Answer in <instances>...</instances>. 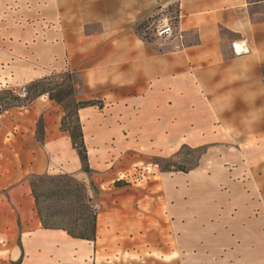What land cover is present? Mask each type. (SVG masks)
Returning <instances> with one entry per match:
<instances>
[{
    "label": "crops",
    "instance_id": "obj_1",
    "mask_svg": "<svg viewBox=\"0 0 264 264\" xmlns=\"http://www.w3.org/2000/svg\"><path fill=\"white\" fill-rule=\"evenodd\" d=\"M51 1L45 16L62 30L57 41L46 31V72L32 54L14 51L6 62L5 52L0 91L54 70L73 74L76 101L102 104L79 111L90 172L61 128L62 106L47 95L3 111L0 264H98L99 256L109 264H264V0ZM171 9L174 37L138 34L153 12ZM10 42L0 45L32 49V41ZM182 146L205 148L202 164L162 173L154 210L112 209L106 230L108 216L99 215L95 242L43 227L34 177L70 175L89 195L139 201L133 187L114 184ZM106 231L121 242L100 244Z\"/></svg>",
    "mask_w": 264,
    "mask_h": 264
},
{
    "label": "rangeland",
    "instance_id": "obj_2",
    "mask_svg": "<svg viewBox=\"0 0 264 264\" xmlns=\"http://www.w3.org/2000/svg\"><path fill=\"white\" fill-rule=\"evenodd\" d=\"M51 0H0V12L6 11V16H2V13H0V24L2 25L0 27V44H2L3 41H6V44L11 43L10 41L18 40L24 42L32 41V49L25 48L23 45L19 47L18 49H13L11 46L9 48L1 47L0 45V57L3 56V54L6 52V62L9 61V58L12 56V52L16 51L18 54L17 56L21 55V59H24L28 57L30 54H32V61L33 64L39 66L42 69V72H46V47H45V41H46V31L52 30V18L47 17L46 12L48 10L49 13H51ZM20 10L22 11L21 16H13L9 15L8 12L11 13L13 10ZM176 15L174 13V10L171 9L170 11H164L157 13L156 11L153 12L148 18H146L141 24L137 25V32L138 34L143 37L144 39H156L157 34V26L159 22L165 18H168V20L171 22L172 26H176V19L174 18ZM20 20L21 22V29L16 28V32L13 25V20ZM54 19V29L52 30L53 33L48 34V36L52 37L53 40L57 41L60 39L61 36V24L60 19L57 20V18ZM18 22V21H17ZM3 23H6V25H3ZM21 30V31H20ZM175 31V30H174ZM14 34H16V38H14ZM53 34V35H52ZM3 40V41H2ZM34 40V41H33ZM35 57L38 58V63L35 62ZM67 71H57L54 70V72L48 76L45 77L47 80L43 83L44 88L48 89H55L56 91L53 92V94H57V91L61 89H68L69 87V81L67 78ZM9 75V73L7 72ZM31 86V83L27 84L26 86H15L13 90L16 91H22L23 88H29ZM75 86V84H74ZM10 89H4L3 91H0V105L8 106L10 104L15 105V102L11 100V97H8L5 93V91ZM67 91V90H66ZM71 99L70 97H65L63 99V106L64 110V116H65V123L66 127L69 129H73L77 127L78 120H77V114L74 107H70ZM7 104V105H6ZM66 107V108H65ZM2 108L0 107V110ZM42 130V123L39 124V131ZM40 137V133H39ZM205 152V148L203 149H197L193 150V148H190L189 146H182V148L170 155L169 157H154L151 159L152 165L147 166L145 164H141L140 167L135 168V170L132 171V173L126 178L124 176L125 180L121 182H116L114 185L117 188H123V187H133L136 193L144 195V198H142L139 201H136L135 198L128 201V203L122 202L120 199H117V194H115L112 191H103L104 193L101 194L100 191L98 193L92 192L91 195L93 199V203L96 206V209L98 211V216L100 215L101 220H103V216H108L107 220H105V230L106 228L110 229V221L112 209L121 208V209H128L134 207L139 208L143 212L152 211L155 207H157L159 203L158 196H161L162 194V173L165 172H182L178 171L180 168H183L186 172H189L190 170H193L195 168H198L202 161L200 160ZM164 169V171H163ZM169 170V171H168ZM77 181V180H76ZM97 188V187H96ZM94 188V189H96ZM126 191H130L131 188H124ZM97 190H99L97 188ZM95 191V190H94ZM99 194V196H97ZM101 195V196H100ZM50 205H54L52 202L49 203ZM163 206V203L161 205V208ZM167 211V209H166ZM157 223L150 224L151 227L157 226ZM166 228L165 232H172V228L169 227L170 224L166 222ZM109 232L100 233V239L104 238L103 241H99L100 244L102 242L104 243V246L109 245L112 243L121 242L120 240H117L115 237H109ZM97 241V239H96ZM112 258L115 260L114 254H112ZM107 256H99V262L98 264H109L107 261ZM70 260H73V257L71 256ZM135 263H140L138 258L135 259ZM118 264H127L126 261H118ZM128 264H134V263H128Z\"/></svg>",
    "mask_w": 264,
    "mask_h": 264
},
{
    "label": "trees",
    "instance_id": "obj_3",
    "mask_svg": "<svg viewBox=\"0 0 264 264\" xmlns=\"http://www.w3.org/2000/svg\"><path fill=\"white\" fill-rule=\"evenodd\" d=\"M264 74V67H263ZM69 81L68 89H61L57 94H53L55 89L44 88L43 83L47 78L31 83L29 88H25L26 96L23 98L19 91L10 89L5 91L8 97L15 102L5 107L0 105V115L3 111L15 107L26 106L33 100L47 95L50 100L63 106V99L70 97V107H74L77 114V127L69 129L65 123V116L62 118V130L67 132L71 138L74 149L77 151L83 164L85 172H90L89 157L84 140L83 128L79 117V111L86 107L99 106L102 104L91 100L78 102L75 99L74 76L67 73ZM67 90V91H66ZM7 105V104H6ZM66 108V107H65ZM164 171V169H163ZM169 171V170H168ZM178 171L186 172L183 168ZM33 197L36 202L39 217L45 229L65 231L71 238L95 242L97 239L98 211L93 199L88 194L85 186L76 181L70 175H44L37 176L31 180ZM52 202L54 205H50ZM15 264H20V261Z\"/></svg>",
    "mask_w": 264,
    "mask_h": 264
},
{
    "label": "built area",
    "instance_id": "obj_4",
    "mask_svg": "<svg viewBox=\"0 0 264 264\" xmlns=\"http://www.w3.org/2000/svg\"><path fill=\"white\" fill-rule=\"evenodd\" d=\"M156 34L160 39H167L175 36L174 27L172 26L168 18H165L159 22ZM19 95L23 98L26 96L25 88H23L22 91H19Z\"/></svg>",
    "mask_w": 264,
    "mask_h": 264
}]
</instances>
